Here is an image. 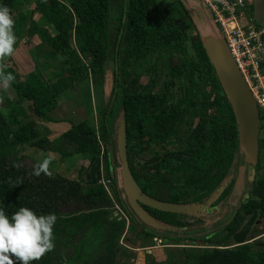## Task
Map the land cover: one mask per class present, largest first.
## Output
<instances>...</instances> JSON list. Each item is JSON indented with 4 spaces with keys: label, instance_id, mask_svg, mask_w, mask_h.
Masks as SVG:
<instances>
[{
    "label": "trees",
    "instance_id": "obj_1",
    "mask_svg": "<svg viewBox=\"0 0 264 264\" xmlns=\"http://www.w3.org/2000/svg\"><path fill=\"white\" fill-rule=\"evenodd\" d=\"M57 1L63 8L41 26L33 19V0H0L12 10L15 49L33 37L38 41L28 50L33 69L21 78L22 92L12 100L0 91V208L9 218L21 207L58 217L54 250L31 264H125L128 253L118 244L124 219L139 229L144 241L186 246L187 240H202L208 249L194 257L195 264H264V246L228 248L231 235L252 212L261 216L257 235L264 234V120L259 116L257 163L246 165L238 200L229 205L243 157L233 113L204 55L187 4ZM105 74L110 79L108 98L93 118L70 124L53 140L39 135L36 120H49L47 114L62 92L81 91L91 76ZM141 78L146 81L141 83ZM157 79L158 89L152 92ZM24 103L27 118L21 119L16 112ZM206 104L212 114L205 113ZM119 119L124 122L129 171L148 197L204 204L225 183L204 215L188 217L142 206L168 228L163 231L136 218L118 183ZM26 149L55 152L63 159L99 158L108 192L98 184L84 186L51 172L33 175L38 162L23 153ZM162 160L166 167L157 173L154 167ZM69 203L76 211L61 214L59 207ZM115 206L121 211L119 220L112 216Z\"/></svg>",
    "mask_w": 264,
    "mask_h": 264
},
{
    "label": "water",
    "instance_id": "obj_2",
    "mask_svg": "<svg viewBox=\"0 0 264 264\" xmlns=\"http://www.w3.org/2000/svg\"><path fill=\"white\" fill-rule=\"evenodd\" d=\"M188 10H198L207 13L197 0H195L194 5L188 6ZM209 26L211 35L206 39H200V41L204 55L220 83L234 116L238 146L243 157V164L241 166L243 172L246 165L254 166L257 163L259 115L247 86L211 21L209 22ZM115 149L118 164L116 168L118 183L125 201L136 218L142 224L152 229L163 231L168 228L151 218L142 206L160 212L196 217L204 214L205 208H208L219 197L225 187V183H223L216 194L205 202V205L198 203H170L150 198L140 190L129 171L125 150L124 122L121 119L118 120V124L115 127ZM253 176L254 169L250 168L248 179L252 180ZM112 214L116 216L117 212L114 211ZM119 219L120 217H117V220ZM260 223L261 216L256 212H252L239 229L231 235L230 246L228 248L248 243L250 239L247 237L251 228L260 225ZM186 246L205 247V244L202 240H187Z\"/></svg>",
    "mask_w": 264,
    "mask_h": 264
},
{
    "label": "rangeland",
    "instance_id": "obj_3",
    "mask_svg": "<svg viewBox=\"0 0 264 264\" xmlns=\"http://www.w3.org/2000/svg\"><path fill=\"white\" fill-rule=\"evenodd\" d=\"M157 5L160 7L169 3L172 0H154ZM62 5L57 0H33V19L41 26H46L48 19L53 16L55 13L59 12L62 9ZM191 17L195 23V28L197 30L198 36L200 39H206L211 35V30L209 26L210 22V15L209 13H205L198 10L190 11ZM37 39L35 37L32 38L28 43H23L25 45V49L28 48V50L35 46L37 43ZM18 51L17 53H19ZM29 52V51H28ZM24 56L27 55L26 53L21 52ZM17 56L14 57L13 63L15 66L19 67L17 72H15L14 77L16 82L14 81L11 86L6 89L5 92L10 99L14 100L20 92H22V83L21 78L23 77V69L25 67H22L20 65L21 61L24 64V61L27 58L26 56ZM17 58V59H16ZM16 59V60H15ZM31 59V58H30ZM32 61V60H31ZM17 63L20 65H17ZM21 69V70H20ZM19 75H18V74ZM264 74V70H263ZM109 76L105 74L102 78L98 76V79H94L92 76L89 79L88 84L83 85V90L86 88H89L87 92V96L89 99L94 103V107L96 109L99 108L101 100L104 102L108 98V92L110 89V81ZM146 81V78H141L140 82L144 83ZM160 80L157 79L154 87L152 88V92H156L158 89V84ZM82 90V91H83ZM71 94V97H76L77 95L73 94L77 92L76 88L65 90ZM64 91V92H65ZM28 103H24L20 110L16 113V116L20 118V116L26 115V105ZM89 105V104H88ZM94 114L96 111H94ZM204 111L206 114H212L213 108L211 105L206 104L204 107ZM93 114V113H91ZM90 119V118H88ZM264 132L260 134V137H263ZM29 151L26 149L23 153L27 154ZM31 155L29 158L31 161L37 162V159L39 157L40 151L37 150H31ZM69 158H74V156L65 157V161H70ZM78 157H76L77 159ZM80 159V158H79ZM99 159V158H98ZM25 165H29V161L24 162ZM97 163V162H96ZM261 165L264 166V150L261 151ZM166 166V162L164 160L160 161L156 166L154 167V171L159 173L163 171V169ZM264 174V169L262 170ZM93 179L94 181L99 180V178L104 179V174L102 170L97 171L93 170ZM242 168H240V173L236 176V182L234 184L233 193L230 196L229 199V205H234L239 197V192L242 189ZM75 205L69 203L67 205H62L59 207V211L61 214L65 215L71 212L76 211ZM116 210V209H115ZM117 215L122 217L121 213L119 212V208L116 210ZM113 216V214H112ZM113 216V217H116ZM215 219V217H213ZM260 225L253 226L248 234L249 244L251 247L253 246H264V234L257 235V231L259 229ZM253 230V231H252ZM138 230L136 227H134L129 220L124 219V232L122 233L120 239L118 240V244L121 247V252L126 251L128 254L127 259L124 260L125 264H195L194 263V257L200 255L204 251H206L208 248L206 247H194V246H179L174 244H161L159 240L156 241H144L142 240L138 234ZM126 241H129L132 243V245H129ZM138 243V245H136ZM169 243V242H168ZM63 254H65L63 252ZM66 255V254H65ZM64 260L66 259V256L61 257ZM90 259L88 262H93V259Z\"/></svg>",
    "mask_w": 264,
    "mask_h": 264
},
{
    "label": "clouds",
    "instance_id": "obj_4",
    "mask_svg": "<svg viewBox=\"0 0 264 264\" xmlns=\"http://www.w3.org/2000/svg\"><path fill=\"white\" fill-rule=\"evenodd\" d=\"M12 10L0 5V85L6 90L14 82L11 72L5 71L2 63L15 52L17 35ZM50 159H43L33 169V175H50ZM55 213L37 215L27 207H21L7 216L0 208V264H31L41 260L55 248L53 228L57 222Z\"/></svg>",
    "mask_w": 264,
    "mask_h": 264
},
{
    "label": "crops",
    "instance_id": "obj_5",
    "mask_svg": "<svg viewBox=\"0 0 264 264\" xmlns=\"http://www.w3.org/2000/svg\"><path fill=\"white\" fill-rule=\"evenodd\" d=\"M182 1L188 6H191V4L194 5L195 2V0H182ZM244 1L248 5L249 12L251 13L252 18L254 19L255 24L258 27L264 29V0H244ZM18 51L20 52L17 53ZM21 52L27 54L25 55L27 58H25L26 60L24 61V64L22 61L20 63L22 67H25L22 71L23 74H26L33 69V63L28 54V48L25 49V45H23V43H20L15 49L14 54L11 57H9L8 61L3 62L6 72H11L13 75L15 74V72H17L19 67L15 66L13 60L14 57L22 56L23 54ZM17 65L19 64L17 63ZM263 70H264V64L262 65V69H261L262 73ZM92 77L94 79H98V76H92ZM14 81L16 82L17 80ZM82 90L79 91L77 89V92L73 93L77 95L76 97H71V94L67 91L62 92V94L59 96V99L57 101V106L47 114L49 120H44V119L36 120L35 122L36 130L38 131L40 136L45 137L48 140H53L56 137H58L60 134L65 132L70 124H76L80 121H83L88 118H93L95 116L93 112V110L95 109L94 103L87 96V92L89 88H86L83 91ZM0 91L2 92L5 91L2 85H0ZM3 93L7 95L5 92ZM103 102L104 101L101 100L100 106H102ZM98 109L94 111H97ZM20 118L26 119L27 114L25 116H20ZM27 150L29 151L27 155L30 156L32 153L31 149H27ZM46 158L51 160V164H50L51 173H55L61 177L70 180H75L84 186L93 185L96 184L97 182L94 181L93 179L94 178L93 170L97 171V173L99 170H101L100 159L98 158H92L90 160H87V159H76L74 157V158H69L70 161L68 162L64 160L65 158L64 159L60 158L59 155L55 152L43 150L40 151L37 162L39 163Z\"/></svg>",
    "mask_w": 264,
    "mask_h": 264
},
{
    "label": "built area",
    "instance_id": "obj_6",
    "mask_svg": "<svg viewBox=\"0 0 264 264\" xmlns=\"http://www.w3.org/2000/svg\"><path fill=\"white\" fill-rule=\"evenodd\" d=\"M210 15L225 47L264 120V29L255 24L244 0H197ZM96 184L108 192V179ZM115 209L118 208L115 206ZM121 213V211L119 210Z\"/></svg>",
    "mask_w": 264,
    "mask_h": 264
},
{
    "label": "flooded vegetation",
    "instance_id": "obj_7",
    "mask_svg": "<svg viewBox=\"0 0 264 264\" xmlns=\"http://www.w3.org/2000/svg\"><path fill=\"white\" fill-rule=\"evenodd\" d=\"M166 167V166H165ZM165 169V168H164ZM164 169H163V171H164ZM162 172V171H161ZM241 181H242V183H243V179L241 178ZM230 199V198H229ZM229 199H228V201H229ZM227 201V202H228ZM229 203V202H228ZM204 205H205V203H204ZM207 209H209V207L208 208H205V210H204V214H205V211L207 210ZM203 214V215H204ZM135 227V226H134ZM137 230L139 231V229L137 228ZM194 241V240H193ZM129 245H132V243L131 242H129V241H126Z\"/></svg>",
    "mask_w": 264,
    "mask_h": 264
}]
</instances>
